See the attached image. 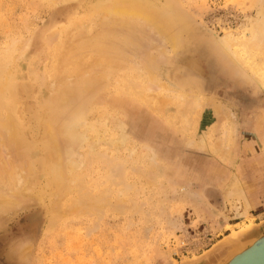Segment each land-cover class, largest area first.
<instances>
[{
  "label": "rangeland",
  "instance_id": "rangeland-1",
  "mask_svg": "<svg viewBox=\"0 0 264 264\" xmlns=\"http://www.w3.org/2000/svg\"><path fill=\"white\" fill-rule=\"evenodd\" d=\"M135 1L155 10L179 43L172 49L156 28L139 22L123 37L129 39L123 59L111 55L103 68H93L102 75L89 85L81 82L90 76L80 68L90 55L71 61L61 55L73 28L87 38L98 32L100 18L91 10L104 0H0V122L9 115L17 120L27 144L22 155L9 144L12 122L0 127V170L14 164L7 171L18 170L15 181L11 177L18 185L4 180L0 190L13 186L21 196L26 188L22 214L21 206L0 207V224L7 225L0 264H190L231 230L264 222V208L238 218L233 202L246 172L248 187L253 177L264 187V88L220 42L224 33L246 38L252 22H264V0ZM200 35L211 42L203 59L193 40ZM248 57L260 73L263 44ZM193 64L199 65V85L188 76ZM76 71L84 77L75 80ZM64 77L67 83H60ZM67 86L75 93L63 100L58 90ZM81 115L97 127L88 136L99 135L80 146L69 136L54 152L43 138L44 123L61 130L62 140ZM130 116L140 131H133ZM147 128L154 137L143 135ZM39 193L42 202H34Z\"/></svg>",
  "mask_w": 264,
  "mask_h": 264
},
{
  "label": "bare ground",
  "instance_id": "bare-ground-1",
  "mask_svg": "<svg viewBox=\"0 0 264 264\" xmlns=\"http://www.w3.org/2000/svg\"><path fill=\"white\" fill-rule=\"evenodd\" d=\"M51 1V0H50ZM105 2L102 4L101 3V5H99V6H97V8H96V6H95V8L97 9V10H95V8H93V10H91L92 11V13L93 14H96L100 19V21H96L97 22V30H98V32L96 33V34H94V35H92V36H90L89 38H87L86 37V35L84 34V30L83 29H80L79 30V27L78 28H73V30H71V31H69V32H67V34H66V38H68V41H67V45H65L64 46V49H63V51L62 52H64V55H61V57L63 56L64 57V59L66 60V61H71V60H75L77 57H82V56H85L86 54H89L90 55V61H89V63L87 64V65H83L80 69L82 70V71H84L83 69H86L84 72L86 73V75L87 74H89V76L90 77H88V78H85V79H82L81 80V82H83V83H88L89 85L90 84H92L93 82H95L96 80H98V78H100V76L102 75L101 73L99 74V71L97 70V72L98 73H95L96 72V70H94L96 67H100L101 65H105V64H103V63H109V61L107 60L111 55L112 56H114V59L112 58L111 60H116L117 58L115 57L117 54L121 57V56H123L124 55V52H125V46H127V45H124L125 43L127 44V42H128V38H123L124 37V35H126V34H129V33H131V31H133L134 30V28H137V27H134L135 26V24H137L138 25V23L140 22L141 24L142 23H145V25L146 24H148L149 25V27H153V28H156L157 30H158V33H162L165 37V42H167V44H169V46H171L172 47V49H174V48H176L175 46H176V44H178L179 42H178V40L176 39V38H174V35H173V32H171V30L169 31L168 30V27H167V23H166V27H164L163 25H161L160 23H158V21H157V16L156 15H154V14H156L153 10H152V12H150L151 11V9H150V6H148V5H146V6H148V7H143V6H141L142 4H139L138 2L139 1H135V0H104ZM148 3V2H147ZM143 7V8H142ZM146 8L149 10H146ZM92 9V8H91ZM91 11L89 12L90 14H91ZM158 14H159V12H157ZM259 17V16H258ZM263 17V16H262ZM264 18V17H263ZM163 19V18H162ZM169 21V20H168ZM167 22V21H166ZM163 24H164V22H163ZM143 25V24H142ZM144 25V26H145ZM180 25V24H179ZM190 26V25H189ZM73 27H74V25H73ZM139 27V26H138ZM185 27V26H184ZM139 28H141V26L139 27ZM183 28V27H182ZM186 28V27H185ZM184 28V29H185ZM188 28V27H187ZM185 29V31H187V32H189V28L188 29ZM96 30V31H97ZM140 30V29H139ZM248 31H249V36L248 37H246V38H242V37H231L230 35H229V33H224L221 37H220V42H221V45H222V47L227 51V52H229L230 53V55L242 66V68H243V70H244V72L250 77V78H254L255 76L254 75H256V76H258L257 78H258V81H259V83L262 85V87L264 88V65L261 67V65H259L262 69H261V71H260V73L259 72H257L251 65H250V63L248 62V58L250 57H248V50L249 49H252V48H255V47H257L259 44H263V46H264V22L262 21V20H259V21H254V22H252L251 24H250V26L248 27ZM186 32V33H187ZM192 32V31H191ZM182 33V32H181ZM141 37V36H140ZM137 38V37H136ZM127 40V42H125L124 43V41L125 40ZM67 40V39H66ZM194 40V42H199L200 43V46H199V44H198V46H196L195 48H196V51L199 53L200 52V58H202L203 59V57L206 55V51L208 50V48H209V46H210V43L211 42H209V39L207 38V37H203V36H199V37H197L196 39H193ZM192 41V40H191ZM13 42V41H12ZM130 42V41H129ZM164 42V43H165ZM196 42V43H197ZM185 43H187V42H185ZM185 43H184V46H185ZM195 43V44H196ZM192 44H194V43H192ZM219 44V43H218ZM12 45V44H11ZM181 46H183V43H182V41L180 40V46L179 47H181ZM188 47V46H187ZM187 47H185V49L187 50ZM126 48H128V47H126ZM191 48V47H190ZM21 49V48H20ZM171 49V50H172ZM180 49V48H179ZM183 49V48H182ZM181 49V50H182ZM170 50V49H169ZM181 52V51H180ZM185 52V51H184ZM184 52H182V54L184 53ZM191 53H192V50H191ZM260 53V52H259ZM63 54V53H62ZM126 54V53H125ZM188 54V53H187ZM176 55V54H175ZM186 55V54H185ZM229 55V56H230ZM253 55V54H252ZM251 55V56H252ZM119 56H117L118 58H120ZM148 56V55H147ZM150 56V55H149ZM192 56V55H191ZM258 57V56H257ZM122 58V57H121ZM120 58V59H121ZM205 58V57H204ZM16 59V58H15ZM82 59V58H81ZM110 59V58H109ZM120 59L119 60H116V61H120ZM123 59V58H122ZM192 59V58H191ZM262 59V58H261ZM59 60H60V58H59ZM62 60V59H61ZM80 60V59H79ZM129 60V59H128ZM196 60V59H195ZM234 60V61H235ZM124 61V60H123ZM257 61V60H256ZM59 61H57V63H58ZM61 62V61H60ZM59 62V63H60ZM127 62V61H126ZM192 62V61H191ZM263 62V61H262ZM63 63V62H62ZM75 63V62H74ZM81 63V62H80ZM79 63V64H80ZM110 63H111V61H110ZM121 63H123V62H121ZM149 63V62H148ZM192 63H195L194 61L192 62ZM76 64V63H75ZM115 64H116V62H115ZM120 64V63H119ZM137 64V63H136ZM147 64V63H146ZM65 65H67L66 63H65ZM71 65V64H70ZM100 65V66H99ZM111 65V64H110ZM117 65V64H116ZM225 65V64H224ZM57 66H58V64H57ZM73 66V65H72ZM107 66V65H106ZM115 65L113 64V66H111V67H114ZM199 66V65H198ZM74 67V66H73ZM102 67V66H101ZM117 67V66H116ZM225 67V66H224ZM58 68V67H57ZM94 68V69H93ZM103 68V67H102ZM124 68V67H123ZM241 68V69H242ZM73 69V68H72ZM91 69H93V71H90ZM100 69V68H99ZM114 69V68H113ZM151 69V68H150ZM95 71V72H94ZM248 71H250V75L248 74ZM256 73V74H254V72ZM77 72L79 73V74H77ZM94 72V74H92ZM76 74V76L74 75V77H75V80H76V78L79 76H81L80 78H83L84 76L81 74L80 75V72L79 71H76L75 72ZM253 74V75H252ZM153 75V74H152ZM83 76V77H82ZM189 76V75H188ZM199 77L201 76V75H198ZM252 76V77H251ZM74 77H72V78H74ZM78 77V79H80ZM202 77V76H201ZM189 78V77H188ZM56 79V78H55ZM66 78L64 77V80L63 81H65V82H63V81H60V83L62 82V83H67L66 82V80H65ZM56 80H61L60 78L59 79H56ZM153 80V79H152ZM70 81V80H69ZM73 81V80H72ZM72 81H71V83H72ZM200 81H202V80H200ZM52 82V81H51ZM54 82V81H53ZM80 82V83H81ZM56 83H59V82H57L56 81ZM59 83V84H60ZM77 83V82H76ZM79 83V84H80ZM152 83V82H151ZM159 83V82H158ZM50 84V83H49ZM58 84V85H59ZM150 84V83H149ZM2 85V84H1ZM53 85H55V84H53ZM52 85V86H53ZM57 85V84H56ZM57 85V86H58ZM61 85V84H60ZM62 85H64V84H62ZM199 85V84H198ZM48 86V85H47ZM88 86V85H87ZM50 87V86H49ZM55 88L54 89H56V88H58V87H56V86H54ZM149 87H150V85H149ZM76 88H81V85H79L78 87H76ZM84 88V87H83ZM148 89H151V87L150 88H148ZM80 90V89H79ZM59 91V94L62 96V98H63V100H66L69 96H71V95H73L74 93H75V90H72L69 86H67V87H65L64 89H59L58 90ZM67 93H69L68 94V96L66 95ZM193 93V92H192ZM63 94H65V95H63ZM151 94V93H150ZM53 96V95H52ZM52 96H50V97H52ZM58 96V95H57ZM142 96V95H141ZM143 97V96H142ZM141 97V98H142ZM211 100V99H210ZM65 102V101H64ZM0 106L1 107H3L4 105H3V103L1 104L0 103ZM216 107V106H215ZM5 113H6V111H5ZM220 114H221V112H220ZM6 115H7V113H6ZM85 115V114H84ZM8 116V115H7ZM6 116V117H7ZM82 116V115H81ZM80 116V117H81ZM5 117V118H6ZM8 117L10 118V119H8ZM6 119L4 118V120H9V121H11L12 122V125L11 126H13V128H12V130H11V134L9 135V134H7V136H9L8 137V140H9V144L15 149V148H17V149H19V150H21L22 151V155L24 154H27V152L25 151V149H26V147L25 146H27V144H25L24 143V140H23V138H24V133L23 132H21L20 131V129H19V123H18V121L16 120V122H15V120L13 119V121H12V117H10V115L8 116ZM79 117V119L78 120H76V121H74V122H72L71 123V125H69L67 128V130H66V133H64V134H66V135H63V138H62V140L60 139H58V138H60V137H57V135L59 134V132H61V130H58V128H54L53 127V125H51L49 122H45L44 123V126H42L43 128H44V132H45V134L47 135V138H46V136L44 135V137L43 138H45V139H47V141L49 140V142H51V144H49V145H51V147H53L54 148V152L55 151H59V145H62V143H61V141H63L64 139H70L71 138V136H72V143L75 141V142H77V145H82V143H85V141H86V139H93L96 135H99L98 133L95 135L94 133H93V136H91V137H89L88 136V133L91 131V130H95L97 127H95V126H93L90 122L88 123L87 121H86V119H85V116H82L81 118ZM264 117V116H263ZM86 118H87V116H86ZM8 120L6 121L8 124H9V122H8ZM260 121V120H259ZM5 122V123H6ZM5 123H4V121L3 122H0V127L1 128H3L4 130L6 129L5 128ZM8 124H6V125H8ZM11 124V123H10ZM53 124V123H52ZM11 126L9 125L8 127L9 128H11ZM99 126V125H98ZM259 125H256V128H254L255 130H258V127ZM7 127V126H6ZM7 127V128H8ZM105 128V127H104ZM3 129H1V131L3 130ZM79 129V130H78ZM3 130V131H4ZM8 130V129H7ZM43 131V130H42ZM5 132V131H4ZM3 132V133H4ZM7 132V131H6ZM43 132V133H44ZM63 132V131H62ZM20 133H21V135H20ZM42 133V134H43ZM91 133H92V131H91ZM101 133V132H100ZM258 133H261V132H259V130L256 132L255 131V134H258ZM263 133V132H262ZM249 134V133H248ZM95 135V136H94ZM260 134H258V136H259ZM69 136H70V138H69ZM249 136V135H248ZM95 139V138H94ZM93 139V140H94ZM103 139V138H102ZM229 140V139H228ZM59 141H60V143H59ZM66 142H69V141H67V140H65ZM71 141L68 143L69 145H70V143H71ZM115 141V140H114ZM3 142V141H2ZM90 142V141H89ZM263 142H264V140H263ZM44 143H45V140H44ZM65 143V142H64ZM117 143V142H116ZM48 145V146H49ZM0 146H3V144L2 143H0ZM42 147H45V144H44V146H42ZM229 147V146H228ZM254 147H255V145H254ZM49 148H50V146H49ZM52 148V149H53ZM43 149H47V148H43ZM254 149V148H253ZM3 150V149H2ZM27 150V149H26ZM50 150V149H49ZM43 151V150H42ZM47 151V150H46ZM1 152V151H0ZM4 152V151H3ZM2 152V153H3ZM9 152V151H8ZM44 152V151H43ZM47 152H49V151H47ZM53 153V152H52ZM227 153V152H226ZM9 154V153H8ZM44 154H45V152H44ZM56 154H57V152H56ZM60 153H58V155H59ZM6 155V154H5ZM52 155V154H51ZM45 156H49L50 158H51V156L50 155H45ZM224 157H225V159H228V155L227 154H224ZM57 158H59V156L57 157ZM56 158V159H57ZM1 159V161H2V157L0 158ZM5 159V158H4ZM19 159H21V158H19ZM18 159V160H19ZM22 159H23V157H22ZM26 159V158H25ZM47 159V158H46ZM55 159V158H54ZM264 159V158H263ZM262 159V160H263ZM5 161V160H4ZM3 161V162H4ZM10 161L11 160H9V163H8V160H7V163L8 164H6V168H8V166L7 165H9V164H11L12 163V161H11V163H10ZM23 161H24V159H23ZM58 161V160H57ZM21 162V161H20ZM26 162V161H25ZM257 162V161H256ZM6 163V162H5ZM259 163V162H258ZM257 163V164H258ZM262 163H264V160L262 161ZM261 163V164H262ZM4 164V163H3ZM22 164V166H23V162L21 163ZM42 164V163H41ZM1 165H2V163H1ZM12 165V164H11ZM15 165V164H14ZM14 165H13V167H11L10 165V167L11 168H14ZM18 165V164H17ZM74 165H77V164H74ZM73 165V166H74ZM2 166H4V165H2ZM1 166V167H2ZM21 166V165H20ZM249 166H250V164H249ZM0 167V168H1ZM9 167V168H10ZM9 168L8 169H6V171L4 172V171H2V170H0V171H2V174L3 175H5V176H3L4 178L3 179H1L0 178V180L2 181H0V183L2 184H0L1 185V187L3 186V183H5L4 182V180L5 181H11V177H12V180H13V176L14 175H12L13 173H17V171H15V172H13V171H7V170H9ZM26 168H27V166H26ZM3 169H5L4 167H3ZM18 169H20L21 170V167L20 168H18ZM20 170H19V173H20ZM24 170V169H23ZM22 170V171H23ZM263 170V169H262ZM12 172V173H11ZM24 172H25V170H24ZM219 172V171H218ZM251 172V171H250ZM259 172H261V171H259V170H256V171H254V174L255 175H259ZM18 173V174H19ZM2 174H0V175H2ZM219 175H221V173H218ZM17 175V174H16ZM15 175V176H16ZM21 177H22V175H20ZM18 177H19V175H18ZM26 178V177H25ZM7 179V180H6ZM10 179V180H9ZM15 179H16V177H15ZM21 179V178H20ZM23 179H24V174H23ZM258 179H260V178H258ZM13 181H15V180H13ZM21 181H22V179H21ZM23 181H25V180H23ZM22 181V183H25V182H23ZM253 181H254V183H256V181H257V177H253ZM12 182V181H11ZM19 182V181H18ZM8 183H10V182H8ZM14 183H16V182H14ZM13 182L12 183H10L9 184V186L12 184H14ZM21 183V184H22ZM17 185H18V183H16ZM21 184H20V187H22L21 186ZM5 185V184H4ZM25 185V184H24ZM257 186V188L259 187V185H256ZM4 187V186H3ZM14 187H16V186H14ZM25 187V186H24ZM27 187V186H26ZM29 187V186H28ZM31 187V186H30ZM13 188V186H11V189H7L8 191H9V194H4V190L6 189V187H5V189L3 190V192H2V190H0L2 193H0V207H2V208H6V210H9L11 207H14L15 205H16V207L17 206H24V202L26 201H24V197H21L22 195H23V193L24 192H26V190H24V189H26V188H24L23 189V191L24 192H22V191H20L21 193H22V195L19 197L18 196V193H16V190L17 189H15V193H14V190L12 189ZM59 188H60V186H59ZM0 189H3V188H0ZM21 189V188H20ZM19 189V190H20ZM28 189V188H27ZM33 189V188H32ZM249 189V188H248ZM7 190H5V192H7ZM32 191V190H31ZM58 191V190H57ZM18 192V191H17ZM55 193H56V190H55ZM2 194V195H1ZM42 193H39V194H36L35 195V199H34V202H36L35 200H37L38 202H42ZM261 195H263V194H261ZM26 197V196H25ZM20 198V199H19ZM260 199H261V197H260ZM259 200V199H258ZM257 200V201H258ZM28 201V200H27ZM260 202V201H259ZM196 205V204H195ZM194 205V206H195ZM16 207H14L15 209H16ZM44 207V206H43ZM1 208V209H2ZM13 209V208H12ZM18 210V209H17ZM235 210H236V212H237V216H238V218H242V217H244L246 214H247V210H246V207H242V210L240 209L239 210V207L238 206H236L235 207ZM6 212V211H5ZM40 212V211H39ZM12 214V213H11ZM33 215V214H32ZM37 216V215H36ZM40 216V215H39ZM30 217H32V216H30ZM33 218V217H32ZM38 218V217H37ZM36 218V219H37ZM34 220L35 222L36 221H38V220ZM222 220H218V222H217V224L219 225V226H221V224H222V222H221ZM255 225H257V223L256 224H246L245 226H242V227H240L239 229H237V230H235V231H233V230H231L232 231V233H228L227 235H225V237L224 238H222V239H220V241L217 243V244H215L216 245V247H219V249L220 250H222V249H227V251H226V253L223 255V256H226L227 254H228V252L230 251V250H235V252L237 251H239V249L241 248V247H232V245H231V241L232 240H241V238H242V236L244 237L245 236V233L252 227V226H255ZM50 227V226H49ZM243 240L242 241H240L239 243H244L245 242V240L246 239H248V236H245L244 238H242ZM240 245V244H239ZM238 246V245H237ZM243 247V246H242ZM233 248V249H232ZM241 249H243V248H241ZM240 249V250H241ZM219 250V251H220ZM235 252H233V253H235ZM236 252V253H237ZM230 255V254H229ZM222 257V256H221ZM220 257V258H221ZM228 257V256H227ZM219 258V259H220ZM199 259V258H198ZM202 259V258H201ZM227 259H229V258H227ZM226 259V260H227ZM228 261V260H227ZM192 262H196V261H192ZM207 263V262H206ZM190 264H194V263H191L190 262ZM200 264V263H199Z\"/></svg>",
  "mask_w": 264,
  "mask_h": 264
},
{
  "label": "water",
  "instance_id": "water-1",
  "mask_svg": "<svg viewBox=\"0 0 264 264\" xmlns=\"http://www.w3.org/2000/svg\"><path fill=\"white\" fill-rule=\"evenodd\" d=\"M245 236H248V239L244 243H239ZM245 236H242L241 240H232L230 242L232 247L243 248H240L241 250L239 249L238 252L236 251L237 253L235 250H230L226 256H222L220 259L211 262L210 257L217 255L220 250L219 247L214 245L201 260L194 264H264V222L252 226L245 233Z\"/></svg>",
  "mask_w": 264,
  "mask_h": 264
},
{
  "label": "crops",
  "instance_id": "crops-1",
  "mask_svg": "<svg viewBox=\"0 0 264 264\" xmlns=\"http://www.w3.org/2000/svg\"><path fill=\"white\" fill-rule=\"evenodd\" d=\"M242 181L244 182V188L241 190L240 193L238 190H236L235 193H237L238 195L234 198L235 200L233 202L235 203V201H237L238 207L241 210L242 207H246L247 214L250 213L249 211H261V209L264 208V187L261 183L259 184V181H256V183H254L252 187H248V172L245 173V176L242 178ZM256 185H259V187L257 188ZM234 187L235 186L233 184L232 188ZM241 200H243V202ZM234 213L237 215V212Z\"/></svg>",
  "mask_w": 264,
  "mask_h": 264
},
{
  "label": "snow or ice",
  "instance_id": "snow-or-ice-1",
  "mask_svg": "<svg viewBox=\"0 0 264 264\" xmlns=\"http://www.w3.org/2000/svg\"><path fill=\"white\" fill-rule=\"evenodd\" d=\"M188 74L191 78V82L195 85H198L200 83L199 79H198V74H199V69H198V66L196 64H193L191 65L189 68H188ZM130 120L133 122V131L134 132H137V131H140L139 129L135 128V122H136V117L135 116H130L129 117ZM154 129L153 128H147L143 131V135L145 137H148V138H152L154 137ZM166 147V145L164 144H160L159 145V148H164ZM24 211L23 207L21 206L19 209H18V212L17 214H22V212ZM7 228V225L6 224H0V238H2L4 235H5V230ZM9 240L11 241H15V236L12 235V236H9ZM10 264H18L17 261L13 260L10 262ZM22 264V262H21Z\"/></svg>",
  "mask_w": 264,
  "mask_h": 264
}]
</instances>
